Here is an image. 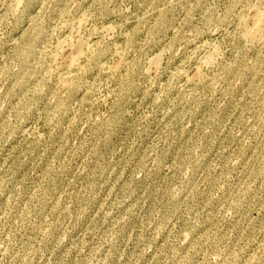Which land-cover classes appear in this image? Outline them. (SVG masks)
Segmentation results:
<instances>
[{"label": "rangeland", "instance_id": "obj_1", "mask_svg": "<svg viewBox=\"0 0 264 264\" xmlns=\"http://www.w3.org/2000/svg\"><path fill=\"white\" fill-rule=\"evenodd\" d=\"M0 264H264V0H0Z\"/></svg>", "mask_w": 264, "mask_h": 264}, {"label": "bare ground", "instance_id": "obj_2", "mask_svg": "<svg viewBox=\"0 0 264 264\" xmlns=\"http://www.w3.org/2000/svg\"><path fill=\"white\" fill-rule=\"evenodd\" d=\"M84 14H85V13H83V15H84ZM81 18H83V17H81ZM81 18H80V19H81ZM84 18H85V16H84ZM86 18H87V16H86ZM74 19H75V18H74ZM84 20H85V19H84ZM84 20H82V21H84ZM76 23H77V22H76ZM72 24H73V23H72ZM74 24H75V23H74ZM83 24H84V22H83ZM83 24H82V22H81V25H80V24H79V25L82 26ZM79 25H77V26H79ZM258 33H259L258 28H255V29L252 31L251 34L258 35ZM83 37H84V36H83ZM80 38H81V37H80ZM82 40H83V39H82ZM82 40H81V41H82ZM76 42H77V41H76ZM85 43H86V42H85ZM85 43H84V41H83V42H80V40H78V43H77V44L75 43L76 45L73 47V57H72L71 61L69 62L70 65H75V64H77V63L80 64V61L82 60V58H83V56H84V54H85V53H84V52H85V48H86L85 45L87 44V43H86V44H85ZM88 44H89V43H88ZM60 46H62V44L59 45V47H60ZM28 47H29V46H28ZM91 47H92V46H90V44H89V48H91ZM92 48H94V46H93ZM60 49H61V48H60ZM215 49H216V48H215ZM215 49H214V50H215ZM217 50H218V49H216V51H217ZM31 51H33V50H31ZM60 51H61V50H60ZM62 51H63V49H62ZM62 51H61V52H62ZM90 51H91V50H90ZM216 51H214V52H216ZM57 53H58V52H57ZM31 54H32V53H31ZM220 54H221V53H220ZM58 55H59V54H58ZM35 56H36V55H35ZM35 56H34V57H35ZM218 56H219V55H218ZM218 56H217V57H218ZM28 57H29V56H28ZM57 57H59V56H57ZM57 57H56V58H57ZM98 57H99V56H98ZM208 57H209V56H208ZM213 57H214V56L208 58V63H210L209 65H212V63H213V59L215 58V57H214V58H213ZM219 57H220V56H219ZM32 58H33V57H32ZM99 58H100V57H99ZM159 59H160V58H159ZM159 59H158V60H159ZM217 60H218V58H217ZM51 61H52V60H51ZM28 62H29V61H28ZM55 62H56V61H55ZM157 62H159V61H157ZM30 63H31V62H30ZM155 63H156V60H155ZM214 63H215V62H214ZM214 63H213V64H214ZM54 64H55V63H54ZM54 64H53V65H54ZM27 65H28V64H27ZM29 65H31V64H29ZM153 65H154V66H157L158 64L156 63V64H153ZM44 67H45V66H44ZM152 67H153V66L151 65V68H152ZM153 68H154V67H153ZM64 69H66V68H64ZM72 70H73V69H72ZM77 70H78V69H77ZM84 71H85V70H84ZM65 72H66V71H65ZM65 72H64V73H65Z\"/></svg>", "mask_w": 264, "mask_h": 264}]
</instances>
